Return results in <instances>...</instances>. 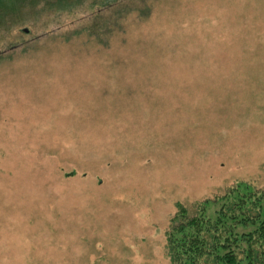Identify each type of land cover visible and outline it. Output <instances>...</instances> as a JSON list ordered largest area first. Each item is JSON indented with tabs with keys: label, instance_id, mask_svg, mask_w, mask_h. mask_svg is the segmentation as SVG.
Segmentation results:
<instances>
[{
	"label": "rangeland",
	"instance_id": "1",
	"mask_svg": "<svg viewBox=\"0 0 264 264\" xmlns=\"http://www.w3.org/2000/svg\"><path fill=\"white\" fill-rule=\"evenodd\" d=\"M96 2L0 29V264H173L178 205L264 190V0Z\"/></svg>",
	"mask_w": 264,
	"mask_h": 264
},
{
	"label": "trees",
	"instance_id": "2",
	"mask_svg": "<svg viewBox=\"0 0 264 264\" xmlns=\"http://www.w3.org/2000/svg\"><path fill=\"white\" fill-rule=\"evenodd\" d=\"M96 1L0 0V29L15 26L19 10L30 6L35 11L61 7L73 13L80 4L96 7ZM178 206L166 239L171 263L264 264L263 189L238 183L222 196L196 204L194 211Z\"/></svg>",
	"mask_w": 264,
	"mask_h": 264
}]
</instances>
